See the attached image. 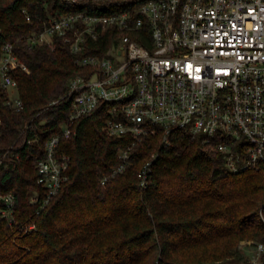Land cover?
<instances>
[{"label":"trees","instance_id":"1","mask_svg":"<svg viewBox=\"0 0 264 264\" xmlns=\"http://www.w3.org/2000/svg\"><path fill=\"white\" fill-rule=\"evenodd\" d=\"M80 7L69 0H0V45L13 42L30 70L12 71L20 111L7 104L0 85V194L16 198L12 220L0 198V264H216L235 257L243 240L264 245V164L232 170L202 136L176 130L165 146L157 128L133 148L125 171L103 183L131 143L104 129L107 103L60 140L57 154L70 157L69 179L43 204L38 161L69 119L72 100L62 97L70 79L85 70L63 38L31 45L28 37L49 16ZM154 154L144 186L139 173ZM36 190L41 198L34 202Z\"/></svg>","mask_w":264,"mask_h":264},{"label":"built area","instance_id":"2","mask_svg":"<svg viewBox=\"0 0 264 264\" xmlns=\"http://www.w3.org/2000/svg\"><path fill=\"white\" fill-rule=\"evenodd\" d=\"M69 1L81 9L49 16L45 28L28 37L31 45L63 38L85 70L70 79L62 97L72 100L69 119L48 140L46 155L38 161L44 205L69 179L70 157L57 154L60 140L71 136L79 118L103 103L111 115L104 125L107 133L131 138L119 152V165L103 183L125 171L133 148L157 128L165 146L171 144L174 131L183 130L213 141L232 170L261 168L264 0H97L93 5L89 0ZM0 52V85L8 90L7 104L20 111L24 103L12 71L30 70L13 42L0 45ZM2 125L0 115V135ZM156 157L139 173L144 186ZM0 198L8 207L3 214L12 220L14 193ZM40 198L34 191L32 200Z\"/></svg>","mask_w":264,"mask_h":264},{"label":"rangeland","instance_id":"3","mask_svg":"<svg viewBox=\"0 0 264 264\" xmlns=\"http://www.w3.org/2000/svg\"><path fill=\"white\" fill-rule=\"evenodd\" d=\"M260 244L252 240H243L235 257L216 264H261L264 249H260Z\"/></svg>","mask_w":264,"mask_h":264}]
</instances>
